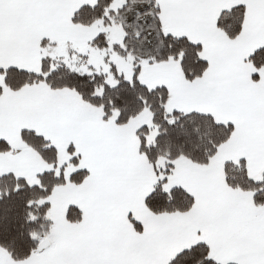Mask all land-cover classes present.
<instances>
[{
    "label": "snow or ice",
    "instance_id": "1",
    "mask_svg": "<svg viewBox=\"0 0 264 264\" xmlns=\"http://www.w3.org/2000/svg\"><path fill=\"white\" fill-rule=\"evenodd\" d=\"M0 264H264V0H0Z\"/></svg>",
    "mask_w": 264,
    "mask_h": 264
}]
</instances>
